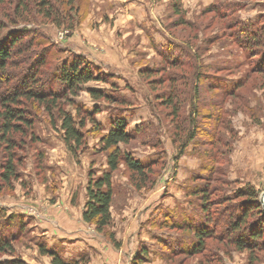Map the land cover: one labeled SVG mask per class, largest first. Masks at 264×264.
<instances>
[{"label": "rangeland", "instance_id": "obj_1", "mask_svg": "<svg viewBox=\"0 0 264 264\" xmlns=\"http://www.w3.org/2000/svg\"><path fill=\"white\" fill-rule=\"evenodd\" d=\"M177 3L191 25L176 24ZM210 4L218 12L206 13ZM72 9L71 30L45 19L18 25L42 39L31 59L48 49L54 67L81 55L107 74L105 82L85 83L73 99L98 107L95 118L104 128L110 116L124 117L132 139L121 149L152 166L145 182L118 166L111 179V222L105 233L97 232L82 212L89 173L98 176L107 167L103 131L88 122L85 146L73 156L58 119L53 123L34 105L33 128L16 152L19 179L0 188V213L22 221L19 228L4 224L14 237L13 251L0 253V262L51 264L42 246L76 264H132L141 249L147 250L141 264H264V251H254L253 259L248 250L216 239L206 240L202 254L189 255L182 249L193 235L181 228L185 221H201L205 187L211 215L219 220L238 213L239 189L252 186L259 197L264 192V0H73ZM170 53L189 65H167ZM149 69L158 72L148 76ZM173 80L180 105L174 121L164 104ZM88 88L104 90L116 102L94 100ZM65 108L74 113L73 105ZM246 223L256 224L253 213Z\"/></svg>", "mask_w": 264, "mask_h": 264}, {"label": "trees", "instance_id": "obj_2", "mask_svg": "<svg viewBox=\"0 0 264 264\" xmlns=\"http://www.w3.org/2000/svg\"><path fill=\"white\" fill-rule=\"evenodd\" d=\"M73 0H0V188L11 186L13 181L19 179L17 171V150L20 141L23 140L33 128L31 109L34 105L41 106L50 116L59 121V129L62 139L69 152L76 156L85 146V130L89 122L95 130L103 131L100 135L101 150L106 152V169L98 176L89 173L86 186V200L83 206L82 219L91 223L99 233H105L111 222L110 206L113 198L112 174L123 163L124 166L136 175H140L142 181L146 180V172L152 164L135 158L128 150H122L120 144H127L132 139V133L127 130V121L120 115H112L108 119V125L95 118L99 108L88 109L73 99L82 86L89 81L107 80L99 70L93 68L83 56L72 54L70 58H63L52 67L49 55L50 50L43 49L37 59L32 60L34 48L41 46L42 39L35 29H29L25 25L29 22H37L38 19L50 20L55 25L66 24L68 29H73L76 21L70 12ZM69 6L65 10L61 5ZM178 14L177 25H191L184 18V13L175 6ZM218 12L215 4H210L206 13ZM15 28L3 33L9 25ZM254 37V36H253ZM255 38V37H254ZM255 40V39H253ZM178 54H167L164 59L167 65L178 67L189 65L185 61L180 62ZM193 66V64H192ZM53 68V69H52ZM156 70L149 69L146 74H157ZM200 77V76H199ZM198 75H195V95L198 92ZM57 84L55 87L53 83ZM49 84V86H48ZM48 86V87H47ZM88 93L94 100L104 99L116 102V98L109 96L104 90L88 88ZM174 80L171 91L164 98V104L171 108L170 115L174 121L178 117L180 105ZM71 104L74 113L65 108V104ZM196 105H193L192 116H196ZM194 122V120H192ZM194 130V129H193ZM193 133L188 132L186 139L191 140ZM175 142L176 139H173ZM184 145H180V151ZM138 184L137 186H141ZM202 196V219L199 223L185 221L182 225L193 235V242L182 250L189 255L202 254L205 250L207 239L225 241L236 250H248L251 258L253 252L264 251V211L259 201V193L252 186H246L237 191L236 197L242 198L238 203L239 211L232 213L227 219H214L209 210L212 203L209 198V188L200 190ZM1 212V211H0ZM249 213L256 217V225L246 228V219ZM0 253L12 252L13 235H8L7 229L16 224L22 226L21 219L14 215L0 213ZM249 224V223H248ZM180 225V224H179ZM177 227V226H176ZM5 231V232H4ZM112 236L109 234V237ZM179 245L178 243L174 244ZM182 248V247H181ZM41 253L51 258V264H76L66 262L55 250H48L41 246ZM146 249L133 257L132 264H141ZM22 264L18 259L12 262H0V264Z\"/></svg>", "mask_w": 264, "mask_h": 264}, {"label": "water", "instance_id": "obj_3", "mask_svg": "<svg viewBox=\"0 0 264 264\" xmlns=\"http://www.w3.org/2000/svg\"><path fill=\"white\" fill-rule=\"evenodd\" d=\"M259 201H260L262 208H263V211H264V192L260 195Z\"/></svg>", "mask_w": 264, "mask_h": 264}, {"label": "crops", "instance_id": "obj_4", "mask_svg": "<svg viewBox=\"0 0 264 264\" xmlns=\"http://www.w3.org/2000/svg\"><path fill=\"white\" fill-rule=\"evenodd\" d=\"M136 2L138 1V0H135Z\"/></svg>", "mask_w": 264, "mask_h": 264}]
</instances>
